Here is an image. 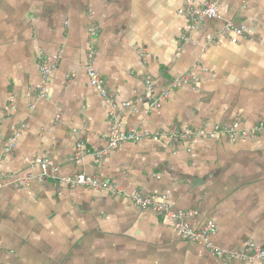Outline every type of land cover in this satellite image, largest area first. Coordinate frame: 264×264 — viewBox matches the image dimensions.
Returning a JSON list of instances; mask_svg holds the SVG:
<instances>
[{
    "label": "clouds",
    "instance_id": "clouds-1",
    "mask_svg": "<svg viewBox=\"0 0 264 264\" xmlns=\"http://www.w3.org/2000/svg\"><path fill=\"white\" fill-rule=\"evenodd\" d=\"M46 2L40 0V5ZM170 3L180 11L170 12L161 5L150 19L137 10L135 0H130L128 11L116 2L81 0V7L69 6L43 21H32L54 41L56 50L49 61H58L59 68L51 64L47 75L60 80L59 90L65 96L61 103L83 98L85 102L78 106L85 114L81 118L65 108L57 119L55 111L42 106L36 116L28 110L17 114L15 106L9 108L7 119L0 113V178L4 180L0 189L8 190L18 171L30 176L32 183L31 189L27 183L17 189L10 208L0 199V212L11 217L0 222V264H98L100 260L104 264H217L208 251L214 245L221 252L219 264H241L245 258L235 251L241 237L249 236L257 247L264 243V226L257 225L264 216V164L247 163L264 154V98L226 87L233 79L239 83L235 75L226 80L217 75L227 76L219 67L224 57L240 53V45L231 38L237 21L256 12L264 14V0H258L255 9L250 0L242 6L238 0H212L208 11L204 8L209 0H195L199 5L195 8L194 0ZM152 4L147 0V6ZM184 8L188 12L181 15ZM32 11L40 13L42 7L34 5ZM161 15L179 16V21L164 26ZM188 16L191 20L186 22ZM206 16L216 20L205 23ZM122 23L129 28L136 25L137 52L130 54L123 33L114 34ZM93 33L99 36L98 48L93 47L95 41L89 44ZM173 33L180 35L179 41ZM152 40L168 43L166 63L175 84L158 70L159 57L150 60L151 53L143 51ZM219 53L223 55L216 60L215 73H208V57ZM140 55L148 73L143 83L126 75ZM89 72L108 73L111 99L106 89L93 86ZM72 74L76 78L65 89ZM119 79L127 84L117 88ZM145 94L155 103L142 104ZM116 109L120 112L113 122L109 117ZM156 116L164 118L163 136L149 125ZM177 116L183 136L168 134ZM132 117L138 131L125 137L123 126ZM65 124L71 133L63 130ZM9 126L14 139L5 140ZM191 127L204 131L193 140ZM81 136H87L97 151L89 153L85 144H78ZM101 146L103 152L98 150ZM71 153L73 159H65ZM49 155L59 162L53 169L60 181L55 187L38 175L39 160L47 162ZM96 159L99 168L93 167ZM75 164L83 165V175H76ZM80 204L90 210L81 211ZM76 244L80 246L74 248ZM227 250L232 251L225 259ZM248 264H262L260 256Z\"/></svg>",
    "mask_w": 264,
    "mask_h": 264
},
{
    "label": "crops",
    "instance_id": "crops-1",
    "mask_svg": "<svg viewBox=\"0 0 264 264\" xmlns=\"http://www.w3.org/2000/svg\"><path fill=\"white\" fill-rule=\"evenodd\" d=\"M107 3L111 4L116 2L121 4L124 7L125 11H128L130 8V0H106ZM239 4L242 6L246 0H238ZM252 8L255 9L258 7V0H250ZM137 10L142 13L143 16L150 19L155 18V13L159 11V6L168 8L170 12H177L180 9L170 3V0H153L151 7L147 6V0H135ZM34 5L41 6L42 11L40 13H35L32 11ZM193 5H198L194 3ZM73 6L81 7V0H47L46 3L40 5V0H0V113H3L5 119L9 117V108L15 106L16 113L20 114L23 110L30 111L32 116H36L40 111L41 106L46 108L49 112L55 111L57 113L56 118L59 119V113L64 111L65 108L70 110L73 113H79L81 118H84L85 110L78 105L84 103V99L77 100L75 98H68L67 105L61 103V100L65 99L64 93L59 90L60 80L53 79L48 77L47 87L48 91L44 92V97L47 98L46 102L41 105L43 98L38 97V93L41 90L42 80L39 70V57L44 59L48 66L51 67V64H55L59 68L58 61H49V56L52 51H55L54 41L50 40L45 35H42L43 30L37 28L32 21H43L48 18L49 14H56L62 11H66L67 7ZM183 11L180 12L181 15ZM30 17V19H28ZM210 19H205L204 22L207 23ZM216 20V19H212ZM179 21V16L173 17L172 15H161V22L164 26H170ZM211 23V21H209ZM240 24H243V37L239 38L236 44L240 45L239 55L232 54L231 57H224L223 63L219 65L221 72L227 71V76L222 74H217L219 80H226L228 77L235 75L239 78V83L237 79L229 81L226 87L236 88L247 91L253 95L255 98L258 94L261 98H264V14L259 12L254 13L249 17L241 16L240 20L237 21L236 26L240 27ZM51 26V25H50ZM136 25H133L132 28H129L127 23L120 24L114 34L119 35L123 33V41L127 43L130 54L137 52V33L134 31ZM179 32L183 34L184 29L181 27ZM165 37H168V33H164ZM209 36L211 34L209 33ZM175 40H180V35L173 33ZM169 37L168 43H172V38ZM37 41L34 45L33 41ZM91 41H95L93 47H99V36L96 34L95 37L89 38V44ZM218 42V41H217ZM168 43H165L163 40H152L143 45V51L150 52V60H156L159 57V63L157 65L158 70L161 73H164V78L169 81H173L169 72V66L166 63V53L168 52ZM62 47V46H61ZM37 48L39 51H37ZM41 54L43 57H41ZM223 53L213 54L209 56V64L207 67L208 73H215L217 67L216 60H219ZM131 58V56H130ZM121 63H125L121 61ZM144 64V56L140 55L139 60L132 64L128 68L126 75L133 77L134 79L140 80L141 83L144 82L148 73L145 71V68L142 67ZM127 68V64H125ZM201 67H203L201 65ZM115 72V67L112 69ZM205 73L201 72V76ZM226 74V73H225ZM59 75V73H58ZM104 81V87L107 90V95L111 99V84L109 81L108 73H102L100 75ZM76 77L74 74L68 77L67 82L64 83L63 87L66 89L67 84L71 83ZM127 84V80L119 79L116 83V87H124ZM55 85V86H53ZM222 87H225L222 85ZM25 100L28 101L25 104ZM142 104L149 105L150 101L148 100V95L145 94L141 98ZM239 95L234 98L235 102H238ZM115 104V100H111ZM95 111V109H93ZM120 110L116 109L115 113L109 117V119L114 121L115 115H119ZM71 121V117L68 118ZM162 116H156L153 120L149 121L150 127L156 128V133L158 136H163L164 129L160 125L163 123ZM180 117L173 121L170 127H168V134L183 132L182 127L180 126ZM135 120V117L129 119V122L123 126V132H137L138 129L133 127L132 124ZM74 124V121H71ZM29 121L26 119L24 124L27 125ZM19 127V125H17ZM190 129L196 130L195 127ZM63 130L71 133L72 128L67 124L63 126ZM152 135V133H149ZM5 140L13 139L14 133L11 130V126L4 133ZM147 137H142L146 139ZM65 139H68L66 136ZM193 140L197 138H192ZM78 143L85 144L87 150L91 152L97 151L94 147L92 141L88 140L87 136L79 137ZM104 149L102 146L98 150ZM13 153L18 155V150L13 149ZM75 153L69 154L65 159L72 160ZM48 160L53 162L55 166L59 165L58 160L53 159L51 155L47 157ZM73 163H75L73 161ZM248 164L255 163L257 165L264 164V154H261L259 158L249 159ZM14 168H19L23 170V166L13 165ZM77 169L76 174H83V165L75 164ZM93 167L99 168L100 161L95 160L93 162ZM159 171L160 169H155ZM40 175V169L39 173ZM17 176L20 175V172H17ZM70 176V175H69ZM28 178L27 186L29 189L32 187L30 176H22ZM54 177H59V173L52 174L48 177L42 178V182H46L50 186H58L59 181L54 180ZM258 178V176H257ZM2 183H4V180ZM249 182H252L251 180ZM23 188V187H18ZM13 182L8 184V190L0 189V199L6 200L8 202L9 208L11 207V202L15 196L17 189ZM70 189V188H69ZM256 202H259V196L256 198ZM81 211H88L87 204L85 208L83 204L79 205ZM192 212L195 215H200L198 208H193ZM11 217L7 212H0V222L8 221ZM27 219V217H26ZM17 221L13 220L12 223L15 224ZM26 223V221H25ZM257 225L264 226V216L257 221ZM256 225H254V228ZM19 231V228H17ZM250 241V237L245 235L241 237V244L243 242ZM261 244V243H260ZM79 244L74 245V248L79 247ZM218 246V245H217ZM195 255V253H193ZM212 258V257H211ZM214 261L219 264L218 260ZM98 264H104L102 260L98 261ZM236 264V263H231ZM264 264V263H262Z\"/></svg>",
    "mask_w": 264,
    "mask_h": 264
},
{
    "label": "built area",
    "instance_id": "built-area-1",
    "mask_svg": "<svg viewBox=\"0 0 264 264\" xmlns=\"http://www.w3.org/2000/svg\"><path fill=\"white\" fill-rule=\"evenodd\" d=\"M211 2H212V0H209V4L204 8V11H208L209 10ZM195 7H199V5H196V6L193 5V8H195ZM187 12H188V9L184 8L182 13L184 15ZM205 19H211L212 20V19H216V18L215 17H207L206 16L204 18V20ZM188 20H191L190 16H188L186 18V22ZM95 36H96V33H93L91 38H93ZM241 37H243V29H241L239 26H235V33L232 34L231 38L236 43L238 41V39L241 38ZM87 54L91 55V50H89V52ZM39 55L41 57H43L41 54H39ZM39 61H40L39 70H40V76H41V80H42V85H41V90L38 93V97L39 98H43L44 97V92H45L44 88H46L47 85H48L47 80H48L49 76L47 75V72L50 69V66H48V64L46 63V61L43 58L41 59L39 57ZM88 76L91 77V80H92V83H93L94 87H103L105 89L104 81H103V79H102V77L100 75L97 76L95 72H89ZM189 79H191V77H189ZM172 83L175 84V81L173 80ZM157 99H158V97H157ZM148 100L150 101L149 105L155 103V99L154 98H150L148 96ZM189 130L193 133L191 138H198L200 133H202L204 131L203 128H201L199 130H197V129L196 130L189 129ZM217 131L218 132H223V129L222 128H218ZM123 134H124L125 137H134L135 132H123ZM173 134L180 135V136L184 135L183 132L173 133ZM114 135L118 137V136H120V132L114 131ZM140 139H142V137H140ZM78 144H80V143H78ZM77 151H78V148H77ZM87 151L89 153H92L89 150H87ZM99 151L103 152L104 149L99 150ZM96 160L99 161V159H96ZM39 163H40V168H39L40 169V176L42 178L48 177L50 175V173H52L54 175L57 174V172L53 171L54 167H57V166H55L53 164V162H51L50 160L47 159V162H45L44 160L41 159V160H39ZM76 175H83V174H76ZM54 180L59 181V177H54ZM25 183H28V178L27 177L16 176L13 179V185L16 188L24 187ZM0 184H2V180L1 179H0ZM68 187L69 188L72 187V177L71 176H68ZM174 215L175 216H179L180 214L179 213H175ZM197 236L199 237V233H197ZM197 243L203 244V241L198 240ZM208 251H210L212 253V258H214L215 260L220 261L221 252H220L219 246L214 245L213 247L209 248ZM231 251L232 250H227V251H225L223 253L225 259H227V257L231 254ZM235 251L239 252V254L242 257L245 258V259L241 260V264H248L249 260H251L253 257H257V256H260L261 262L264 263V255H262V254H264V243L259 244V246L257 247L255 245H253L252 243H250V241H246V242H243L242 244H240V247L236 248ZM231 263H236V261H232Z\"/></svg>",
    "mask_w": 264,
    "mask_h": 264
}]
</instances>
